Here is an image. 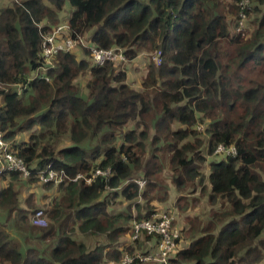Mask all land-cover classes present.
<instances>
[{
	"label": "trees",
	"instance_id": "obj_1",
	"mask_svg": "<svg viewBox=\"0 0 264 264\" xmlns=\"http://www.w3.org/2000/svg\"><path fill=\"white\" fill-rule=\"evenodd\" d=\"M242 2L11 0L0 8V133L30 171L2 178L0 264L118 263L132 222L161 212L157 202L197 192L208 202L204 219L171 263L264 264V0ZM66 7L71 38L119 47L129 60L160 53V64L149 58L139 88L115 65L95 66L87 49L40 70L43 37ZM241 14H251V30L231 33ZM83 74L84 96L75 84ZM219 145L236 155H214ZM46 169L62 174L57 188L37 178ZM34 186L58 192L46 228L29 222L43 208ZM9 222L43 248L22 253ZM157 243L141 233L127 251Z\"/></svg>",
	"mask_w": 264,
	"mask_h": 264
},
{
	"label": "built area",
	"instance_id": "obj_2",
	"mask_svg": "<svg viewBox=\"0 0 264 264\" xmlns=\"http://www.w3.org/2000/svg\"><path fill=\"white\" fill-rule=\"evenodd\" d=\"M247 4L248 0H243L242 8L246 9ZM245 19L246 15L241 14L236 33L243 30ZM67 30V25H59L43 37L39 56L44 66L40 70L45 71L48 67L52 66L58 54L73 51L78 46L85 47L89 50L91 61L95 66L101 67L106 64L126 65L130 63L123 49L119 47L99 49L89 45H83L82 38H71ZM160 55V53L152 55L151 60L155 66H158L161 62ZM214 155L234 157L236 155V149L233 146L225 147L219 145L214 151ZM9 173H18L23 179L30 177V171L27 169L24 161L11 150L10 145L2 139V134L0 133V178ZM108 175L109 173L106 171L96 170L93 177ZM37 178L41 183H53L55 186L63 181L62 174H58L49 169L40 172ZM78 179H84L87 184L91 182V178H85L82 175H77L73 181ZM135 183L141 190L145 185V180H136ZM29 222L34 227L46 228L50 222L48 211L44 207L39 208L30 216ZM141 233H145L147 236H157L158 243L150 251H134L132 254H129L127 249L133 246ZM130 242V246L126 245L123 248L118 263L106 261L105 264H133L135 262L139 264H172L170 259L177 254L181 242L180 230L176 227L173 209L155 212L148 220L132 222Z\"/></svg>",
	"mask_w": 264,
	"mask_h": 264
},
{
	"label": "rangeland",
	"instance_id": "obj_3",
	"mask_svg": "<svg viewBox=\"0 0 264 264\" xmlns=\"http://www.w3.org/2000/svg\"><path fill=\"white\" fill-rule=\"evenodd\" d=\"M10 0H0V8L3 7V4L8 3ZM142 2H146V0H141ZM4 2V3H3ZM70 14V8H68L65 11H62L60 14H58L59 19L56 21V23L52 24V26H59V25H66L67 24V20ZM68 16V17H67ZM250 16L251 14L246 16V19L244 21L243 24V30L247 29V31L251 30V25H249L250 22ZM236 28L235 26H233L231 33H236ZM244 35V34H243ZM83 45H87L88 43L85 41V38L83 40ZM76 49L80 50L79 52L81 53L83 49H86L85 47H79ZM75 49V51H77ZM157 55V54H156ZM149 58L150 61L152 62L151 58L152 56H150L147 53L144 54H140L137 58L130 60L129 64L126 65H115L119 71L124 72L126 74V81L125 83H127L128 85H130L133 88H139L141 81L143 79V77L145 76L146 72H147V65L149 63ZM132 75V77H131ZM132 78V79H131ZM89 79V76L87 74H83L81 76H79L76 81L75 84L77 85V87L79 88V92L81 95H85V85H86V81ZM131 79V80H130ZM133 83V84H131ZM138 85H135L137 84ZM197 130H204V126H199V128ZM205 172H207V167L204 169ZM3 185L2 182H0V186ZM163 193V191H159V195ZM182 196H184V198L177 204L176 203V199L178 197V195L171 197L170 199H168V203L165 204H158V202L156 203V210H162L165 211L169 208H172L174 211V218H175V224L176 227L180 230V248H183L188 241H191L192 239V234L193 231H191V229L193 227H195L197 220H201L204 219V211L206 210L207 207V199H206V195H204L203 193L197 192L196 194L193 195H189L187 194H181ZM189 195V196H188ZM25 197H28V194H24V196L22 197L21 202H23V199ZM192 198H195V200H192ZM169 207V208H168ZM165 209V210H164ZM5 221V216L4 214H0V223H3ZM11 227L14 228V226L9 222L8 224V232L10 231ZM17 231V229H15ZM18 232V231H17ZM19 233V232H18ZM127 236H129V238H127ZM127 236H125L122 239V246L123 245H131L130 239H131V234H128ZM12 238V237H11ZM94 239V238H92ZM15 240V239H14ZM17 241V240H16ZM19 242V241H17ZM102 242V241H100ZM22 243L24 245L27 244L29 245V242L27 240H22ZM33 245V244H32ZM125 247V246H123ZM40 248H43L40 247ZM132 248V247H131ZM25 249L24 247H21V251H23Z\"/></svg>",
	"mask_w": 264,
	"mask_h": 264
},
{
	"label": "crops",
	"instance_id": "obj_4",
	"mask_svg": "<svg viewBox=\"0 0 264 264\" xmlns=\"http://www.w3.org/2000/svg\"><path fill=\"white\" fill-rule=\"evenodd\" d=\"M8 2V1H7ZM4 3V2H3ZM11 4V0L8 2V3H5V4H3V7H5V6H9ZM68 9V7H66L63 11H65V10H67ZM69 15V14H68ZM68 17V16H67ZM131 77H132V75H131ZM132 79V78H131ZM130 79V80H131ZM131 84H133V83H131ZM135 85H138V83L137 84H135ZM3 178V177H2ZM2 178H0V182H2L3 183V180H2ZM5 183H3V185H4ZM2 187V185L0 186V188ZM55 188H57L56 186H54ZM31 192L30 193H34V201H35V203L38 205V206H40V207H44V208H47V209H49L50 208V204H51V201H52V199L53 198H55L56 197V195H57V189H53L52 190V192H47V191H45V190H43L42 188H38V187H33L31 190H30ZM1 214V213H0ZM8 225V224H7ZM7 231H8V226H7ZM16 228L14 227H11V229H10V231L8 232L9 233V235L13 238V239H15V240H17V241H19L18 243L20 244V247H24L25 246V249L22 251V253H24L25 251H26V249L28 248V247H30V246H35V245H37V246H39V247H42L43 246V242H40V241H38V240H35V239H30L31 237H29L28 235H25V234H23V233H18L16 230H15ZM127 238H129V236H127ZM27 240L28 242H29V245L27 244V247H26V245H24L23 243H22V240ZM123 242V241H122ZM189 242L190 241H188L187 242V244L184 246V247H187L188 246V244H189ZM33 244V245H32ZM123 244V243H122ZM122 244H121V246H122ZM123 246H126V245H123ZM123 248L124 247H122V250H123ZM146 248H147V246H146Z\"/></svg>",
	"mask_w": 264,
	"mask_h": 264
}]
</instances>
